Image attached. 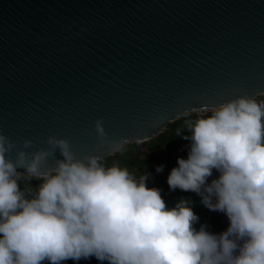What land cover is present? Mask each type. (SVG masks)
<instances>
[{"label": "water", "instance_id": "water-1", "mask_svg": "<svg viewBox=\"0 0 264 264\" xmlns=\"http://www.w3.org/2000/svg\"><path fill=\"white\" fill-rule=\"evenodd\" d=\"M262 94L264 0H0V132L17 144L8 159L56 136L80 159L108 160L184 111ZM98 118L110 141L99 149ZM55 159L59 150L47 167Z\"/></svg>", "mask_w": 264, "mask_h": 264}, {"label": "clouds", "instance_id": "clouds-1", "mask_svg": "<svg viewBox=\"0 0 264 264\" xmlns=\"http://www.w3.org/2000/svg\"><path fill=\"white\" fill-rule=\"evenodd\" d=\"M182 116L176 136L190 142L188 156L178 158L167 183L224 213L226 231L197 230L189 200L169 209L161 190L147 186L148 174L137 177L118 160L80 159L56 136L48 138L50 148L19 150L11 160L6 154L17 144L0 132V264L92 257L101 264H264V100L242 95ZM95 131L98 149L110 143L102 118ZM32 145L24 140L23 149ZM57 150L63 159L47 167ZM213 170L219 176L209 184ZM33 179L41 181L35 189Z\"/></svg>", "mask_w": 264, "mask_h": 264}, {"label": "rangeland", "instance_id": "rangeland-1", "mask_svg": "<svg viewBox=\"0 0 264 264\" xmlns=\"http://www.w3.org/2000/svg\"><path fill=\"white\" fill-rule=\"evenodd\" d=\"M259 100H264V95L259 97L257 99ZM188 118H195V116L193 115L192 117H188ZM186 118L182 117L180 120H178L175 123H172L171 125L168 126V128L163 132L164 134H166L165 139L162 141H158L152 144L151 141L145 143V144H137L136 146H132V145H127L125 146L126 148L125 150V154L124 156L121 154V158L123 159V162L120 161V164L122 167L125 166L126 163H128L129 166L133 167L131 169V172L135 173V175L137 177H139L140 175H142L143 173L148 174L149 179L147 181V186L149 188H152L150 186V180L153 177H157L162 180H158V189L161 190V192H163L166 195H173V194H178L181 190L180 189H176L175 191L170 190L169 185L167 183V179L170 173H166L165 170L163 169V171L161 172H157L156 168L158 166L161 165H165V157H166V149H165V144L166 141L170 139V137H173V135H176V129L177 128H183L184 127V120ZM187 134V133H185ZM178 141H181V145L188 147L189 145V141L183 139V137H178ZM177 141V143H178ZM179 147L178 148V154L179 157L180 156V149L183 147ZM123 152V151H122ZM188 154V153H187ZM186 154V155H187ZM186 157V156H185ZM182 157V158H185ZM125 162V163H124ZM107 164H111V163H107ZM217 176V172L215 170H213V175L211 177H209V181L208 183L210 184L211 181L213 179H215ZM27 184V181L25 180L24 182L21 181L20 182V187L23 190V188L25 187V184ZM40 184L39 180L33 179L30 181V185L33 189H35L38 185ZM185 192V191H182ZM189 194V197L191 199H194L196 196V193L194 192H187ZM213 212H217V211H210L211 214H213ZM220 214L224 215V213ZM43 264H48L47 261L43 262ZM63 264H101L100 261H98L95 257L89 258V259H81L80 261H74V260H67L65 262H63ZM103 264H108L107 261H104Z\"/></svg>", "mask_w": 264, "mask_h": 264}, {"label": "trees", "instance_id": "trees-1", "mask_svg": "<svg viewBox=\"0 0 264 264\" xmlns=\"http://www.w3.org/2000/svg\"><path fill=\"white\" fill-rule=\"evenodd\" d=\"M166 134L162 133L158 138L152 140V144L155 142H158L159 140L162 141L165 139ZM178 141V137L176 135H173V137H170L169 140L166 141L165 144V149H166V157H165V165L163 166V169L165 170L166 173H170L171 170L174 167H177V160L179 157L178 154V148L183 146L181 145V141L177 143ZM190 143V142H189ZM132 146H136L132 145ZM126 147H123L118 153H116L115 156L111 157L110 159L106 160V163H112L113 161H121L123 162V159L121 158V154L124 156L125 154V149ZM123 151V152H122ZM121 153V154H120ZM187 154V153H186ZM186 156V157H185ZM185 159H187V155H185ZM125 163V162H124ZM124 167H127L130 171L131 169L134 167H131L128 165V163L125 164ZM217 172V171H216ZM219 173L217 172V176L216 178H218ZM215 178V179H216ZM160 179L157 177H153L150 180V186L153 188H159L158 187V180ZM162 180V179H160ZM209 181V179H208ZM41 183V181H39ZM161 195L163 197V199L166 202V205L169 209H171L172 207H174L176 205V203L183 199L189 200L191 202V207L193 209V211L197 214V216L199 217V221L198 223L195 225V227L197 228V230H199L201 225H206L207 226V230L213 234H220L224 231H226V229L229 226V220L227 218V216L224 214H220V212H213V214L210 213V210L204 206V204L202 203V198L196 194L194 199H191L189 197V194L187 192H182L180 191L178 194H173V195H166L163 192H161Z\"/></svg>", "mask_w": 264, "mask_h": 264}, {"label": "built area", "instance_id": "built-area-1", "mask_svg": "<svg viewBox=\"0 0 264 264\" xmlns=\"http://www.w3.org/2000/svg\"><path fill=\"white\" fill-rule=\"evenodd\" d=\"M186 153H188V147L183 146V147L180 149V156H181V158L184 157V156L186 155Z\"/></svg>", "mask_w": 264, "mask_h": 264}]
</instances>
